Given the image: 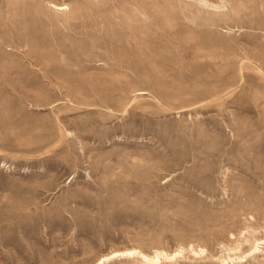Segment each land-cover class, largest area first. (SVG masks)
<instances>
[{"label": "rangeland", "instance_id": "rangeland-1", "mask_svg": "<svg viewBox=\"0 0 264 264\" xmlns=\"http://www.w3.org/2000/svg\"><path fill=\"white\" fill-rule=\"evenodd\" d=\"M200 1L0 0V264L264 238V0Z\"/></svg>", "mask_w": 264, "mask_h": 264}, {"label": "bare ground", "instance_id": "bare-ground-1", "mask_svg": "<svg viewBox=\"0 0 264 264\" xmlns=\"http://www.w3.org/2000/svg\"><path fill=\"white\" fill-rule=\"evenodd\" d=\"M202 4L206 6H212L217 8V6L209 5L207 2L201 0ZM57 7V6H55ZM58 10L64 11L67 7L61 6L57 7ZM227 252L226 255H221L218 257H210L209 259L217 262L218 264H243L248 261V259H252L254 262L258 259V254H264V238H259L257 236V230L254 228L251 231H248L247 235H239V238L236 240L233 246L224 247ZM186 250V249H185ZM184 249L175 251L174 253H168L165 251H156L154 255H148L140 250H128L123 252H116L111 255L102 257L97 264H105L110 262L111 260L119 257V256H127L134 257L140 264H163V261L166 262H176L178 259H185ZM191 252L196 256L204 255L207 251L204 249H200L196 251L193 247H191ZM207 256V255H206ZM263 256V255H262ZM208 258V256H207ZM250 262V261H249ZM259 264H264L263 262H259Z\"/></svg>", "mask_w": 264, "mask_h": 264}]
</instances>
